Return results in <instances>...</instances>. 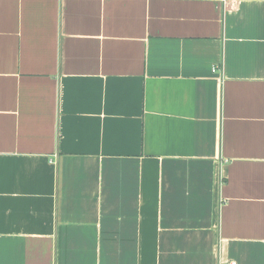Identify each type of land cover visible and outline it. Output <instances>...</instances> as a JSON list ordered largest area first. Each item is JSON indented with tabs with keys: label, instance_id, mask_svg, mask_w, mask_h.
I'll use <instances>...</instances> for the list:
<instances>
[{
	"label": "crops",
	"instance_id": "obj_1",
	"mask_svg": "<svg viewBox=\"0 0 264 264\" xmlns=\"http://www.w3.org/2000/svg\"><path fill=\"white\" fill-rule=\"evenodd\" d=\"M231 260L264 264V0H0V264Z\"/></svg>",
	"mask_w": 264,
	"mask_h": 264
},
{
	"label": "built area",
	"instance_id": "obj_2",
	"mask_svg": "<svg viewBox=\"0 0 264 264\" xmlns=\"http://www.w3.org/2000/svg\"><path fill=\"white\" fill-rule=\"evenodd\" d=\"M215 68H212V71H214ZM222 264H236L235 261L231 260V261H228V262H225V263H222Z\"/></svg>",
	"mask_w": 264,
	"mask_h": 264
}]
</instances>
